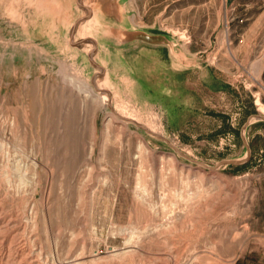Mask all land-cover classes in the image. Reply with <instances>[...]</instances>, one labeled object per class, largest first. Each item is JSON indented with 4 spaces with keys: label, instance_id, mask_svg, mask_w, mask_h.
I'll use <instances>...</instances> for the list:
<instances>
[{
    "label": "rangeland",
    "instance_id": "rangeland-1",
    "mask_svg": "<svg viewBox=\"0 0 264 264\" xmlns=\"http://www.w3.org/2000/svg\"><path fill=\"white\" fill-rule=\"evenodd\" d=\"M238 256L264 264V0H0V264Z\"/></svg>",
    "mask_w": 264,
    "mask_h": 264
},
{
    "label": "crops",
    "instance_id": "crops-1",
    "mask_svg": "<svg viewBox=\"0 0 264 264\" xmlns=\"http://www.w3.org/2000/svg\"><path fill=\"white\" fill-rule=\"evenodd\" d=\"M245 262L243 259H241V256H238L236 259L233 260V264H239Z\"/></svg>",
    "mask_w": 264,
    "mask_h": 264
},
{
    "label": "bare ground",
    "instance_id": "bare-ground-1",
    "mask_svg": "<svg viewBox=\"0 0 264 264\" xmlns=\"http://www.w3.org/2000/svg\"><path fill=\"white\" fill-rule=\"evenodd\" d=\"M83 31H84V30H83ZM80 32H81V31H79V33H80ZM81 34H82V33H81ZM81 34H80V35H81ZM83 36H84V32H83ZM86 38H87V37H86ZM82 43H83V42H82ZM91 43H92V42H91ZM153 133H154V132H153Z\"/></svg>",
    "mask_w": 264,
    "mask_h": 264
}]
</instances>
